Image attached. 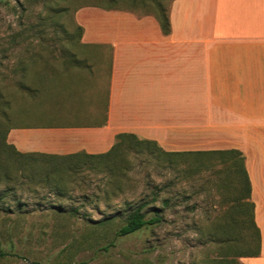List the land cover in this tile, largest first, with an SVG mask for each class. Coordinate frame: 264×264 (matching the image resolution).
Segmentation results:
<instances>
[{"label":"crops","instance_id":"1","mask_svg":"<svg viewBox=\"0 0 264 264\" xmlns=\"http://www.w3.org/2000/svg\"><path fill=\"white\" fill-rule=\"evenodd\" d=\"M75 18L82 48L57 60L51 101L23 105L8 143L57 161L107 154L127 134L165 152L239 151L261 234L244 264H264V0H174L168 35L132 10Z\"/></svg>","mask_w":264,"mask_h":264},{"label":"rangeland","instance_id":"2","mask_svg":"<svg viewBox=\"0 0 264 264\" xmlns=\"http://www.w3.org/2000/svg\"><path fill=\"white\" fill-rule=\"evenodd\" d=\"M87 6L156 11L151 0H0V136L23 105L51 101L57 60L64 50L82 48L75 17ZM125 143L106 161L64 169L57 189L43 180L10 181L25 207L16 211L10 196L13 211L0 212V264H244L240 256L255 250L249 233L240 223L225 225L242 216L235 208L244 203L239 156L231 150L178 155L130 138ZM143 202L161 208L164 221L118 237L125 217ZM108 216V223H97Z\"/></svg>","mask_w":264,"mask_h":264},{"label":"trees","instance_id":"3","mask_svg":"<svg viewBox=\"0 0 264 264\" xmlns=\"http://www.w3.org/2000/svg\"><path fill=\"white\" fill-rule=\"evenodd\" d=\"M155 5V13L154 15L158 20L161 30L163 34L168 35L171 32V25L169 19V11L171 2L174 0H170L168 6H165L162 0H151ZM142 15V14H141ZM78 29L80 31V40L83 34V28L78 25ZM79 40V41H80ZM65 54H68V51L64 50ZM63 53V54H64ZM74 58L71 57V59ZM70 59V58H69ZM3 122L6 119V116H3ZM2 121V120H1ZM0 121V122H1ZM2 123V122H1ZM0 123V125H1ZM11 127L3 132L0 136V212L10 213L13 211V208L6 203L8 197L16 198L17 186H12L9 182L13 181L15 184L21 183L19 179H23L30 184H36L43 180V182L57 189V179L58 177H62L60 172L67 171L77 167L79 164L87 161V160H95L98 162H103L114 154H119L121 152V148L125 146L126 138H130L139 142H143L146 144H155L154 142L146 141V140H138V138L134 135H120L119 140L120 143L115 146L109 153L98 155V156H90V155H81L82 158L78 156H71L64 160L57 161V158L46 155L39 154H23L18 152L15 147L8 143V133ZM156 145V144H155ZM231 153H236L239 156V166H236L237 172L239 171L242 174V180L239 182V186L242 189V195L240 197L244 200V203L241 202L235 206V208L239 207L241 211L240 220H236L234 218H230L229 221L225 223V225H231L230 230L236 226L240 225L245 227L249 235L247 236V241L249 244H253L255 246L254 252L242 255L240 257H257L260 255L261 251V234L260 230L255 222L254 218V204L251 201V184L245 169V158L242 153L236 150L229 151ZM201 153V152H198ZM216 153V152H215ZM5 154L6 161L1 160ZM178 155L184 153H176ZM44 165V166H43ZM75 165V166H74ZM28 167V168H27ZM74 167V168H73ZM26 168V169H24ZM239 168V169H238ZM60 173V174H59ZM66 174V173H65ZM241 191V190H240ZM244 192V193H243ZM239 197V198H240ZM156 201L153 199L151 202ZM16 211L22 212L24 203L21 200H14ZM151 202H143L142 204L136 206L134 209L128 213L125 217L124 225L118 230L117 236L124 237L131 234H134L147 226L159 225L162 223L163 216L161 213V208L157 206H150ZM163 207H168V200H163L161 202ZM152 213L148 216V212ZM73 213H77V211H73ZM113 219V216H108L103 218L102 220L97 221L98 224H106ZM234 225V226H232Z\"/></svg>","mask_w":264,"mask_h":264}]
</instances>
